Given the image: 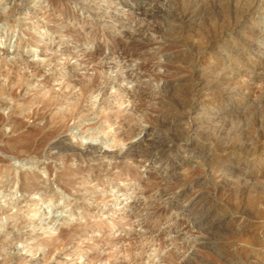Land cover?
Listing matches in <instances>:
<instances>
[{
  "label": "rangeland",
  "instance_id": "obj_1",
  "mask_svg": "<svg viewBox=\"0 0 264 264\" xmlns=\"http://www.w3.org/2000/svg\"><path fill=\"white\" fill-rule=\"evenodd\" d=\"M123 1L0 0V64L14 73L13 80L0 74V264H253L264 253V184L247 174L264 149V87L256 97L249 90L240 94L243 107L220 99L228 87L252 82L236 73L242 56L235 49L246 43V32L233 27L245 23L243 7L204 0L196 21L185 23L181 15L190 0H136L127 7ZM263 14L258 11L255 22L264 25ZM193 32L194 48L187 43ZM258 39L263 45L264 37ZM97 74L99 88L80 98ZM219 76L229 84L218 85ZM179 77L199 86L198 108L194 96L179 89ZM137 88L144 91L134 95ZM53 92L71 102L80 98L84 108L68 130L53 127L52 115L66 107L47 110ZM220 106L233 109L232 115L217 116ZM33 110L37 120L27 116ZM56 141L60 149L52 147ZM25 146L35 152L21 151ZM89 146L92 152L76 157ZM124 150L131 154L123 157ZM20 175L28 177L24 190ZM32 178L47 192L31 185ZM178 205H186L190 216ZM195 206L206 220H196ZM55 240L59 248L47 255Z\"/></svg>",
  "mask_w": 264,
  "mask_h": 264
},
{
  "label": "bare ground",
  "instance_id": "obj_2",
  "mask_svg": "<svg viewBox=\"0 0 264 264\" xmlns=\"http://www.w3.org/2000/svg\"><path fill=\"white\" fill-rule=\"evenodd\" d=\"M204 0H190V2H189V4L187 5V7L185 8V10L183 11V14L181 15L182 16V19H183V21H185V23L186 22H192V21H196V18L198 17V16H200V14L202 13V2H203ZM228 1V3L230 2V4L231 3H235L236 4V7L237 8H239L240 7V5L243 7L242 9H241V12H239V13H242L241 14V17H243L244 18V22L245 23H240V25H235V27H233V29L235 30V29H237L238 27L239 28H242V30L243 31H245L246 32V36L244 37V40H245V44L243 45V44H240V45H238V46H236V51L237 52H239L240 53V55L242 56L241 57V60H240V64L239 65H237L238 66V68H236L235 70H236V73L238 72V74H240V73H245L246 75H249L248 77H250L251 79H252V82H250L248 85L247 84H244V85H242V86H239V87H236V85H234L235 87L234 88H229L227 85V87H228V89L227 90H222V91H224L223 93H221V95H220V99H221V102L222 101H230V102H232L235 106H240V107H243V106H245L246 105V102L243 100H240V101H242V102H239L238 101V96L240 95V94H242L243 92H246L247 90H249L248 92L251 94H254L255 95V97L257 96V94L259 93V92H261V89H262V86L264 87V82L263 81H261L262 79H263V77L261 76L260 77V71L261 70H264L263 69V67H264V44L262 45V41H261V43H259V36H261V37H264V25L263 24H261L259 21H257V22H255V20H254V17H255V15H257L258 14V11H260L261 9H264V0H227ZM138 3V1H136V0H130V1H126V0H124L123 1V4H125V7H127V6H129V5H131V3ZM204 4H206V3H204ZM235 4H234V6H235ZM243 4V5H242ZM206 6V5H205ZM219 7V6H218ZM233 7V6H232ZM236 9V8H235ZM238 10V9H237ZM16 11V10H15ZM145 11V10H144ZM155 11V10H154ZM204 12H205V10H204ZM203 12V13H204ZM65 13V12H64ZM140 13V12H139ZM71 14V13H70ZM66 15V14H65ZM67 15H68V13H67ZM105 15V14H104ZM240 15V14H239ZM63 16V15H62ZM71 16V15H70ZM69 16V17H70ZM73 16V15H72ZM68 18V17H67ZM200 18V17H199ZM262 18H264V14H263V16H262ZM236 19H238L237 18V15H236ZM66 20V19H65ZM241 20V19H240ZM243 20V19H242ZM240 22V21H239ZM242 22V21H241ZM184 23V24H185ZM196 23V22H195ZM233 23V22H232ZM236 23V22H235ZM234 23V24H235ZM190 24V23H189ZM194 24V23H193ZM229 24V23H228ZM230 25H231V23H230ZM232 27V26H231ZM227 28H228V26H227ZM229 29V28H228ZM232 29V28H231ZM223 30V29H222ZM241 30V29H240ZM142 31V30H141ZM144 31V30H143ZM181 31V30H180ZM183 31V30H182ZM192 31V30H191ZM195 32V31H194ZM192 33L191 34V36H190V38L187 40V43H189V45L191 46V47H195L196 46V33ZM201 32V31H200ZM221 32V31H220ZM226 32V31H225ZM239 32H241V31H239ZM144 33V32H143ZM243 33V32H242ZM247 33H249V34H247ZM180 34H182V33H180ZM217 34V33H216ZM76 35V34H75ZM226 35V34H225ZM234 35V34H233ZM214 36V35H213ZM220 37H218V38H215V40H213L212 39V45L213 44H215V42H218V41H216V40H218L219 38H221V36H223V33H221V35H219ZM211 37V36H210ZM233 37V36H232ZM180 38V37H179ZM243 38V37H242ZM40 39V38H39ZM176 39V38H175ZM182 39V38H181ZM235 39H236V37H235ZM240 39V38H239ZM179 40V39H178ZM183 40H184V38H183ZM226 40V39H225ZM240 40H242V39H240ZM177 41V40H176ZM175 41V42H176ZM181 40H179V42H180ZM208 41V40H207ZM231 41V40H230ZM234 41V40H233ZM149 42V41H148ZM151 42V41H150ZM185 42V41H184ZM221 42V41H220ZM178 43V42H177ZM222 43V42H221ZM226 43V42H225ZM224 43V44H225ZM235 43V42H234ZM136 44V43H135ZM149 44V43H148ZM147 44V45H148ZM179 44V43H178ZM177 44V45H178ZM183 44V43H182ZM219 44V43H218ZM229 44V43H228ZM227 44V45H228ZM239 44V43H238ZM136 45H138V44H136ZM145 45V44H144ZM151 45V44H150ZM180 45V44H179ZM178 45V46H179ZM216 45H217V43H216ZM221 45V44H220ZM232 45V44H231ZM142 46V45H141ZM184 46V45H183ZM187 46V45H186ZM215 46V45H214ZM143 47V46H142ZM190 47V48H191ZM217 47V46H216ZM215 47V48H216ZM211 48V47H210ZM219 48H220V46H219ZM225 48V47H224ZM188 49V48H187ZM192 49V48H191ZM138 50V49H137ZM143 50V49H142ZM211 50V49H210ZM233 50H234V48H233ZM132 50L130 49V48H126V49H124V54H126L127 56H131V54H132V52H131ZM192 51V50H191ZM207 51H209V49H207ZM206 51V52H207ZM222 51H223V49H222ZM212 52V51H211ZM262 53V56L261 57H259L257 54L258 53ZM138 53H140L139 51H138ZM141 53H142V51H141ZM210 53V52H209ZM135 54V53H134ZM137 54V53H136ZM135 54V55H136ZM212 54V53H211ZM126 55H125V57H126ZM134 55V56H135ZM208 55V54H207ZM236 55V54H235ZM239 54H238V56H240ZM202 56V55H201ZM237 56V55H236ZM192 57H193V55H192ZM208 57V56H207ZM210 57V56H209ZM208 57V58H209ZM259 57V58H258ZM131 58V57H130ZM201 58V57H200ZM236 58V57H235ZM197 59H198V57H197ZM203 59V58H202ZM208 60V59H207ZM206 60V61H207ZM224 60V59H223ZM235 60V59H234ZM201 61V60H200ZM215 61V60H214ZM217 61V60H216ZM211 62H213L212 61V59L210 60V63ZM221 62V61H220ZM226 62V61H225ZM202 63V62H201ZM208 63V62H207ZM216 63V62H215ZM219 63V62H218ZM230 63V62H229ZM236 63H237V61H236ZM238 63H239V61H238ZM220 64V63H219ZM232 64V63H231ZM230 64V65H231ZM234 64V63H233ZM101 65V64H100ZM234 65H236V64H234ZM103 66V65H102ZM206 66V65H205ZM208 66V65H207ZM221 67H223V66H221ZM138 68H140V67H138ZM203 68H204V66H203ZM209 68V67H208ZM211 68V67H210ZM215 68V67H214ZM217 69H219V68H217ZM13 68H11V67H6L5 66V64H0V74H4L5 76H7V78H9L10 80H13ZM220 70V69H219ZM201 71V70H200ZM204 71V70H203ZM210 71V70H209ZM218 71V70H217ZM231 72V71H230ZM264 72V71H263ZM203 73V72H202ZM210 73V72H209ZM222 73V72H221ZM185 74V73H184ZM216 74V73H215ZM225 74V73H224ZM232 74V73H231ZM237 74V75H238ZM174 75H176V74H174ZM246 75H244V76H246ZM263 75V74H262ZM179 76V75H178ZM217 76V75H216ZM215 76V77H216ZM243 76V77H244ZM180 77H182V76H180ZM180 77H179V79H180ZM200 77V76H199ZM198 77V78H199ZM208 77V76H207ZM213 77V76H212ZM215 77H213V78H215ZM220 77V76H219ZM233 77V76H232ZM239 77H241V76H239ZM186 78V77H185ZM204 78V77H203ZM202 78V79H203ZM220 78H222V77H220ZM230 78V77H229ZM237 78V80H238V77H236ZM246 78V77H245ZM259 78H261V80H259ZM177 79V78H176ZM187 79V78H186ZM186 79H185V82H186ZM9 80V81H10ZM100 76L97 74L93 79H92V81L90 82V83H88V84H86V85H84V87L82 88V94H81V96H80V98L81 97H84V96H86V95H89L94 89H96V88H99V84H100ZM178 80V79H177ZM182 80L183 79H180V80H178V83H177V85L179 86V89H181L182 91H184V92H187V93H189V94H192L193 96H194V99H192L193 101V104H196V108H198L199 107V104H200V101H202V99H200V98H198V97H195L196 96V91H197V87H199L198 85H196V84H186V83H180V82H182ZM236 80V79H235ZM244 80V79H243ZM247 80V79H246ZM206 81V80H205ZM220 81V80H219ZM8 82V81H7ZM201 82V81H200ZM226 82H228L227 81V79H226V76L225 77H223L222 78V80H221V82H218V85H221V84H224V83H226ZM239 82H240V80H239ZM190 83V82H189ZM193 83V82H192ZM195 83V82H194ZM204 83V82H203ZM211 83V82H210ZM216 83V82H215ZM233 83V82H232ZM235 83H237V82H235ZM247 83V82H246ZM226 84H229V83H226ZM17 85V84H16ZM23 85V84H22ZM214 85V84H213ZM231 85V84H230ZM4 86V85H3ZM203 86V85H202ZM205 87V86H204ZM207 87V86H206ZM218 87V86H217ZM224 86H222V88H223ZM231 87V86H230ZM18 88V87H17ZM145 88V87H144ZM144 88L142 89H138L137 88V90L136 91H134V95H137V94H141L143 91H144ZM212 88V87H211ZM214 88V87H213ZM220 88V87H219ZM218 88V89H219ZM225 88V87H224ZM19 89V88H18ZM102 89H103V87H102ZM134 89V88H133ZM204 89V88H203ZM208 89V88H207ZM217 89V88H216ZM15 90V89H14ZM13 90V91H14ZM148 90H149V88H148ZM138 91V92H137ZM147 91V90H146ZM178 91V90H177ZM14 92H17V90H15ZM57 92V91H56ZM132 92V91H131ZM50 93V92H49ZM217 93V92H216ZM262 93V92H261ZM17 94V93H16ZM146 94H147V92H146ZM244 94V93H243ZM2 95V94H1ZM13 95H14V93H13ZM12 95V96H13ZM44 95H46L47 96V94H44ZM133 95V94H132ZM143 95V94H142ZM201 95V94H200ZM203 95H205V94H203ZM210 94H209V92H208V94H207V96H209ZM248 95V94H247ZM263 95H264V92H263ZM9 96V95H8ZM63 97H61V95L60 94H57V93H51V94H49L48 95V97H47V99L45 100L46 102V107L48 108L47 110L48 111H50L51 113H52V111L54 110V108H56V106L57 105H60L61 103L63 104H66V107L64 108V109H61L59 112H56V113H54L53 115H52V123L54 124V128H55V130H62V129H64V128H66V127H68V123H69V121H71V120H75L76 118H77V116L84 110V108L82 107V105L81 104H79V100H80V98L79 99H77V100H75L74 102H71L70 101V97L68 96V95H62ZM144 96V95H143ZM244 96V95H243ZM243 96H242V98H243ZM214 97V96H213ZM264 97V96H263ZM219 98V97H218ZM241 98V99H242ZM259 98H262V96H260ZM44 99V98H43ZM244 99V98H243ZM247 99V98H246ZM24 100V99H23ZM184 100V99H183ZM204 100V99H203ZM249 100V99H248ZM256 101V99L254 100V103H256L255 102ZM262 101H264V100H262ZM204 102H205V100H204ZM216 102V101H215ZM7 103V102H6ZM258 103H260V102H258ZM262 103V102H261ZM202 104H204V103H202ZM217 104V103H216ZM206 104H204V106H205ZM213 105V104H212ZM223 105H224V103H223ZM259 105V104H258ZM262 105V104H261ZM4 106V105H3ZM198 106V107H197ZM216 106V105H215ZM262 107V106H261ZM43 109V108H42ZM191 109V108H190ZM205 109V108H204ZM237 109V108H236ZM263 109V108H262ZM44 110V109H43ZM199 110V109H198ZM206 110V109H205ZM197 111V110H196ZM213 110H211V112H212ZM235 111V110H234ZM210 112V111H209ZM231 112H233V109H230V108H228L227 106L226 107H224V106H220L219 108H218V113L217 112H214L215 114L217 113V116L218 115H220V116H222V115H228L229 113L231 114ZM43 113V112H42ZM45 113H47V112H45ZM50 113V114H51ZM37 114H38V111H35V110H33V111H31V112H29L28 114H27V116L29 117V118H33V117H35V119L34 120H37L36 119V116H37ZM198 114V113H197ZM211 114V113H210ZM229 114V115H230ZM40 115V114H39ZM43 115H44V113H43ZM232 115V114H231ZM233 115H234V113H233ZM223 116V117H224ZM2 117V116H1ZM11 117V116H10ZM227 117V116H226ZM236 117V116H235ZM234 117V118H235ZM16 118V117H15ZM220 118V117H219ZM227 118H229V116L227 117ZM2 119V118H1ZM40 119H42V116H41V118ZM223 119V118H222ZM225 119V118H224ZM243 119V118H242ZM23 120V119H22ZM217 120V119H216ZM219 120H221V119H219ZM16 121H20V120H16ZM230 121V120H229ZM228 121V122H229ZM257 121V120H256ZM255 121V122H256ZM2 122V121H1ZM11 122V121H10ZM15 122V121H14ZM20 122H22V121H20ZM46 122V121H45ZM162 122V121H161ZM213 122V121H212ZM218 122V120L216 121V122H214V123H217ZM226 122V121H225ZM254 122V123H255ZM260 122V121H259ZM6 123V122H5ZM224 123V122H223ZM230 123V122H229ZM258 123V122H257ZM21 124V123H20ZM23 124V123H22ZM21 124V125H22ZM231 124V123H230ZM244 124H246V123H244ZM244 124H243V126H244ZM256 124V123H255ZM20 125V126H21ZM24 125H26V124H24ZM24 125H23V127H24ZM45 125V124H44ZM212 125H213V123H212ZM215 125V124H214ZM229 125V124H228ZM0 126H1V123H0ZM19 126V125H18ZM70 126V125H69ZM245 126H247V125H245ZM261 126V125H260ZM213 127V126H212ZM211 127V128H212ZM230 127H231V125H230ZM25 128V127H24ZM223 128V127H222ZM228 128V127H227ZM233 128V127H232ZM243 128V127H242ZM247 128V127H246ZM19 129V128H18ZM67 129V128H66ZM136 127L134 126V127H130L128 130H127V134H125V138L126 139H128L131 135H133L134 133H135V131H136ZM197 129V128H196ZM257 129V128H256ZM255 129V130H256ZM261 129V128H260ZM26 130V129H25ZM54 130V131H55ZM68 130V129H67ZM123 130V129H122ZM212 130H214L213 128H212ZM223 130V129H222ZM17 131V130H16ZM54 131H52V132H54ZM211 131V130H210ZM247 131V130H246ZM261 131V130H260ZM13 132V131H12ZM17 132H19V131H17ZM60 132V131H59ZM189 132V131H188ZM198 132V131H197ZM212 132V131H211ZM216 132V131H215ZM205 133V132H204ZM203 133V134H204ZM208 133V132H207ZM251 133V132H250ZM257 133V132H256ZM50 134V133H49ZM55 133H53V135H54ZM202 134V133H201ZM213 134V133H212ZM224 134V133H223ZM246 134V133H245ZM262 134H264V131L262 130V133L260 132V135H262ZM204 135H207V134H204ZM218 135V134H217ZM254 135V134H253ZM259 135V136H260ZM49 136V135H48ZM50 136H51V134H50ZM49 136V137H50ZM55 136V135H54ZM211 136V135H210ZM226 136V135H225ZM48 137V138H49ZM52 137V136H51ZM246 137V136H245ZM107 138V137H106ZM213 138V137H212ZM227 138V137H226ZM255 138H256V136H255ZM262 138H263V136H262ZM44 139V138H43ZM211 139V138H210ZM246 139V138H245ZM250 139V138H249ZM248 140V139H247ZM251 140V139H250ZM249 140V141H250ZM41 141H42V139H41ZM44 141V140H43ZM45 141H47V140H45ZM258 141V140H257ZM260 141V140H259ZM258 141V142H259ZM119 143H120V141H118ZM117 142V143H118ZM226 142V141H225ZM253 142H255V139H254V141ZM257 142V143H258ZM36 143V142H35ZM42 143V142H41ZM48 143V142H47ZM62 143V142H61ZM61 143H58L57 141H56V143H54V144H52V147H54V148H61L60 146H61ZM66 143V142H65ZM118 143V144H119ZM28 144V143H27ZM26 144V145H27ZM31 144V143H30ZM46 144V143H45ZM45 144L43 145L44 147V149H46L45 148ZM66 144H68V143H66ZM220 144V143H219ZM225 144V143H224ZM232 144V143H231ZM252 145H253V143H251ZM20 145V144H19ZM39 145V144H38ZM37 145V146H38ZM47 145V144H46ZM62 145H64V143L62 144ZM212 145V144H211ZM248 145V144H247ZM247 145H246V141H244L243 142V145H242V147L243 148H247ZM259 145V144H258ZM28 146V145H27ZM31 146H34V145H32L31 144ZM36 146V145H35ZM36 146V147H37ZM49 146V145H48ZM47 146V147H48ZM229 146V145H228ZM251 146V145H250ZM262 146V145H261ZM17 147V146H16ZM23 147H24V145H23ZM26 147V146H25ZM30 147V146H29ZM41 148H42V146H40ZM65 147V146H64ZM68 147V146H67ZM199 147V146H198ZM201 147V146H200ZM200 147L199 148H197V146H196V148L197 149H200ZM209 147V146H208ZM259 147V146H258ZM18 148V147H17ZM16 148V149H17ZM20 148H22V147H19L18 149H20ZM40 148V149H41ZM53 148V149H54ZM66 148V147H65ZM73 148V147H72ZM76 148V147H75ZM100 148V147H99ZM143 148V147H142ZM211 148H213V147H211ZM236 148H240V147H236ZM235 148V149H236ZM251 148V147H250ZM255 148V147H254ZM34 149H36V151H37V148H34ZM67 149H69V148H67ZM66 149V150H67ZM129 149V148H128ZM147 149V148H146ZM210 149V148H209ZM255 149H257V147L255 148ZM259 149V148H258ZM63 150H65V149H63ZM69 150H71V148L69 149ZM74 151H75V149H73ZM80 150V149H79ZM120 151V153L122 152V150L123 149H119ZM135 150V149H134ZM163 150V149H162ZM201 150V149H200ZM199 150V153L201 154L202 153V151H200ZM217 150V149H216ZM21 151H23V152H25L26 154L28 153L29 154V152H31L30 151V149L29 148H27L26 147V149L24 148V149H22ZM20 151V152H21ZM39 151V150H38ZM42 151H44V150H42ZM93 151V147L92 146H89V147H86L85 148V151L84 152H82V151H77L76 152V154L78 155V156H76V157H79L80 155H84L83 153H90V152H92ZM95 151H97V150H95ZM125 151V150H124ZM145 151V150H144ZM161 151V150H160ZM214 151V150H213ZM225 151H227L226 149H225ZM251 151L253 152V150H252V148H251ZM32 152H35V151H32ZM67 152V151H66ZM72 152V151H71ZM118 152V151H117ZM162 152V151H161ZM160 152V153H161ZM167 152V151H166ZM207 152H209V151H207ZM211 152V151H210ZM241 152V151H240ZM251 152V153H252ZM255 152V151H254ZM14 153V152H13ZM36 153H38V152H36ZM106 153H108V151L106 152ZM135 153V152H134ZM137 153V152H136ZM164 153V152H163ZM163 153H161V154H163ZM205 153V152H204ZM211 153H213V152H211ZM219 153V152H218ZM232 153H233V151H232ZM232 153H230V154H232ZM256 153V152H255ZM17 154H19V152L17 153ZM35 154V153H34ZM40 154H41V152H40ZM47 154V153H46ZM45 154V155H46ZM85 154V155H86ZM122 154V153H121ZM129 154H131L130 153V151L129 150H126L124 153H123V157L124 156H127V155H129ZM138 154V153H137ZM136 154V155H137ZM139 154H141V153H139ZM153 154H155V153H153ZM157 154H159V152L157 153ZM156 154V155H157ZM166 154V153H165ZM169 154V153H168ZM199 154V155H200ZM203 154V153H202ZM209 154V153H208ZM229 154V155H230ZM254 154V153H253ZM15 155V154H14ZM49 155V154H48ZM149 155V154H148ZM147 155V156H148ZM152 155V154H151ZM155 155V156H156ZM160 155V154H159ZM206 155V154H205ZM210 155V154H209ZM208 155V156H209ZM213 155V154H212ZM219 155V154H218ZM221 155V154H220ZM219 155V156H220ZM234 155H236V154H234ZM239 155V154H238ZM237 155V156H238ZM23 156V155H22ZM25 156V155H24ZM74 156V155H73ZM145 156V155H144ZM163 156V155H162ZM166 156V155H165ZM207 156V155H206ZM255 156H257L258 157V159L260 158V161H259V165H257V167H255V169L253 170V171H250L249 172V174H247L249 177H250V179L252 178V181H254L253 179H255V180H259V181H261V182H263V184H264V149H262L259 153H256L255 154ZM254 156V157H255ZM71 157V156H70ZM119 157V156H118ZM146 157V156H145ZM144 157V158H145ZM216 157V156H215ZM225 157V156H224ZM227 157V156H226ZM231 157V156H230ZM250 157V156H249ZM154 158V157H153ZM156 158V157H155ZM251 158V157H250ZM249 158V159H250ZM217 159V158H216ZM240 159V158H239ZM257 159V158H256ZM82 160V159H81ZM150 160V159H149ZM222 160V159H221ZM252 160V159H251ZM223 161V160H222ZM227 161V160H226ZM228 161H229V158H228ZM231 161V160H230ZM243 162V161H242ZM241 162V163H242ZM237 163V162H236ZM251 163H252V161H251ZM209 164V163H208ZM207 164V165H208ZM219 164H220V162H219ZM250 164V163H249ZM241 166H243V165H241ZM222 167V166H221ZM240 167V166H239ZM249 167H250V165H249ZM50 168V167H49ZM226 167H224V169H225ZM232 168H234V167H232ZM237 168V167H236ZM235 168V169H236ZM245 168V167H244ZM247 168V167H246ZM245 168V169H246ZM221 169V168H220ZM227 169V168H226ZM51 170V169H50ZM53 170V169H52ZM51 170V171H52ZM68 169H66L65 171H67ZM229 170V169H228ZM233 170V169H232ZM62 171V170H61ZM64 171V170H63ZM64 171V172H65ZM68 171H70V170H68ZM67 171V172H68ZM77 171V170H76ZM211 171H212V168H211ZM50 172V171H49ZM53 172V171H52ZM213 172V171H212ZM242 172V171H241ZM244 172V171H243ZM246 172V171H245ZM28 173V172H27ZM219 173V172H218ZM63 174V173H62ZM72 174V173H71ZM85 174V173H84ZM226 174V173H225ZM238 174V173H237ZM245 174V173H244ZM22 175H23V173H22ZM28 175V174H27ZM86 175V174H85ZM239 175H241V174H239ZM21 176V175H20ZM30 176V175H29ZM59 176V175H58ZM64 176V175H63ZM234 176V175H233ZM243 176V175H242ZM13 177V176H12ZM41 177V176H40ZM213 177V176H212ZM216 177V176H215ZM224 177V174H222V173H220L219 175H218V178L219 179H222ZM241 177V176H240ZM20 178V177H19ZM18 178V179H19ZM28 177L27 176H21V183H20V188H21V190H24V182H25V180L27 179ZM72 178H74V177H72ZM78 178V177H77ZM217 178V179H218ZM31 179V178H30ZM56 179V178H55ZM86 179V178H85ZM226 179V178H225ZM57 180H59V178L57 179ZM63 180V179H62ZM89 180V179H88ZM18 181V180H17ZM32 181H33V183L32 182H30V183H32L31 185H35V187H36V189L37 188H39L40 190L42 189V190H44V192H47V190H48V187H41V186H39L34 180H33V178H32ZM56 181V180H55ZM28 182V181H27ZM199 182V181H198ZM222 182V181H221ZM225 182V181H224ZM235 182V181H234ZM70 183V182H69ZM256 183V182H255ZM44 184V183H43ZM42 184V185H43ZM63 184V183H62ZM257 184V183H256ZM60 185V184H59ZM76 185V184H75ZM62 186V185H61ZM64 186H66V185H64ZM63 186V187H64ZM240 186V185H239ZM239 186H238V189H239ZM62 187V188H63ZM65 188V187H64ZM242 188H244V187H242ZM246 188V187H245ZM258 188V187H257ZM256 188V189H257ZM261 188H262V186H261ZM52 189V188H51ZM50 189V190H51ZM54 189V188H53ZM66 189H68V188H66ZM241 189V188H240ZM256 189H255V191H256ZM264 189V188H263ZM262 189V190H263ZM30 190V189H29ZM71 190V189H70ZM171 190H173L172 188H171ZM222 190V189H221ZM258 190V189H257ZM28 191V190H27ZM54 191V190H53ZM233 191H234V189H233ZM249 191V190H248ZM253 191V190H252ZM65 192H66V190H65ZM69 192H71V191H69ZM243 192V191H242ZM241 192V193H242ZM32 193V192H31ZM50 193V192H49ZM175 193V192H174ZM187 193V192H186ZM238 193V192H237ZM247 193V192H246ZM46 193H43V195H41L42 197H44V195H45ZM185 195V194H184ZM225 195V194H224ZM234 195V194H233ZM197 196V195H196ZM237 195L235 194V197H236ZM238 196H239V194H238ZM249 196V195H248ZM254 196V195H253ZM56 197H57V195H56V193L51 197V201L52 202H54V200L56 199ZM242 197V196H241ZM244 197H245V195H244ZM258 197V196H257ZM261 197V196H260ZM264 197V196H263ZM189 198V197H188ZM191 198V197H190ZM200 198V197H199ZM197 200V199H196ZM233 200V199H232ZM240 200V199H239ZM258 200V199H257ZM187 201V200H186ZM227 201V200H226ZM234 201V200H233ZM263 201V200H262ZM44 202V201H43ZM42 202V203H43ZM191 202H192V200H191ZM199 202V201H198ZM251 202V201H250ZM259 202V201H258ZM261 202V201H260ZM190 203V202H189ZM201 203V202H200ZM230 203V202H229ZM235 203V202H234ZM248 203H249V201H248ZM256 203V202H255ZM180 204H182V203H180ZM194 204V203H193ZM245 204H247V203H245ZM260 204V203H259ZM82 205V204H81ZM175 205H177V203L175 204ZM248 205V204H247ZM169 206V205H168ZM186 206V205H185ZM184 205H178L177 206V208H178V210L180 211V212H183V213H186V214H188V216H190V214H191V212H190V209L188 210V208L187 207H185ZM238 206V205H237ZM251 206V205H250ZM189 207V206H188ZM196 207V220L198 221L199 219H201V220H206L207 219V217H208V215L206 216L205 215V213L204 212H202V211H200L199 209H198V207L197 206H195ZM201 207V206H200ZM229 207V206H228ZM233 207H236L235 205H233ZM59 208V207H58ZM168 208V207H167ZM193 208V207H192ZM191 208V209H192ZM211 208V207H210ZM240 209V208H239ZM252 209V208H251ZM209 210V209H208ZM259 210V209H258ZM195 211V210H194ZM204 211V210H203ZM247 211V210H246ZM210 212V211H209ZM208 212V213H209ZM213 212V211H212ZM237 212V211H236ZM264 213V212H263ZM225 214V213H224ZM256 214V213H255ZM254 214V215H255ZM33 215V214H32ZM245 215H246V213H245ZM263 215V214H262ZM192 216V215H191ZM258 216V215H257ZM56 218V217H55ZM260 218V217H259ZM54 219V218H53ZM52 219V220H53ZM200 220V221H201ZM232 220V219H231ZM264 220V219H263ZM204 222V221H203ZM212 222V221H211ZM260 222V221H259ZM202 224V223H201ZM205 224H206V222H205ZM82 225V224H81ZM199 225H200V223H199ZM203 225H204V223H203ZM209 225V224H208ZM253 225V224H252ZM74 226H75V224H74ZM206 226V225H205ZM243 226H245V225H243ZM263 226V225H262ZM200 227V226H199ZM251 227V226H250ZM69 228V227H68ZM208 228H210V229H213L214 228V226H209ZM238 228V227H237ZM236 228V229H237ZM240 228V227H239ZM67 229V228H66ZM243 229H245V227L243 228ZM242 229V230H243ZM63 230H65V229H62V232H63ZM70 230V229H69ZM69 230H68V232H69ZM209 230V229H208ZM71 231H72V229H71ZM237 231H238V229H237ZM248 231V230H247ZM209 232H210V230H209ZM244 233H245V230H244ZM63 234V233H62ZM240 234V233H239ZM61 235V234H60ZM65 235H67V234H65ZM65 235H63V237H62V241H63V239L65 240L66 238H65ZM208 235H209V233H208ZM249 235V234H248ZM253 236V235H252ZM252 236H250V237H252ZM254 237V236H253ZM256 238V237H255ZM260 239H261V237H259ZM258 237H257V239H259ZM61 240V239H60ZM252 240V239H251ZM264 240V239H263ZM220 241V240H219ZM253 241V240H252ZM259 241V240H258ZM66 242V241H65ZM64 242V243H65ZM216 242V241H215ZM225 243V242H224ZM255 243V242H254ZM204 244V243H203ZM216 244V243H215ZM260 244H261V241H260ZM222 245V244H221ZM225 245V244H224ZM59 246H60V244L58 243V242H56V240L53 242V243H51L50 244V248H49V251H48V253L49 254H47V255H51L52 256V253L55 251V250H57L58 248H59ZM217 247V246H216ZM217 248H221V247H217ZM262 249V248H261ZM48 250V249H47ZM180 251V250H179ZM221 251V250H220ZM244 251V250H243ZM246 251V250H245ZM257 251V250H256ZM248 252V251H247ZM175 253V252H174ZM179 253V252H178ZM244 253V252H243ZM243 253H242V255H243ZM256 253V252H255ZM262 253V252H261ZM260 253V254H261ZM180 254V253H179ZM181 254H182V252H181ZM180 254V255H181ZM220 253H218V255H219ZM223 254H225V252L223 253ZM222 254V255H223ZM230 254V253H229ZM162 255V254H161ZM179 255V256H180ZM187 255V254H186ZM194 255V254H193ZM221 255V256H222ZM245 255V254H244ZM247 255V254H246ZM250 255H251V253H250ZM259 255V254H258ZM50 256V257H51ZM174 256V255H173ZM189 256V255H188ZM253 256H255V255H253ZM46 257V256H45ZM165 257V256H164ZM177 257V256H176ZM196 257V256H195ZM225 257V256H224ZM229 257V256H228ZM246 257V256H245ZM260 257V260H258V258ZM259 257H257L256 258V261L254 262V261H252V262H254L253 264H264V253H262V255H260ZM47 258V257H46ZM184 258H185V256H184ZM189 258H190V256H189ZM247 258V257H246ZM245 258V259H246ZM163 259H165V258H163ZM229 259V258H228ZM230 259H231V257H230ZM250 259V258H249ZM13 260V259H12ZM124 260V259H123ZM181 260V259H180ZM184 260H187V259H184ZM183 260V261H184ZM189 260V259H188ZM191 260H192V258H191ZM194 260V259H193ZM223 260V259H222ZM224 260H226V259H224ZM223 260V261H224ZM164 261H166V260H164ZM11 262V261H10ZM189 262V261H188ZM226 263L228 262V261H225ZM2 263V262H1ZM167 263L169 264V262L167 261ZM173 263V262H172ZM181 263V262H180ZM184 263V262H183ZM185 263H186V261H185ZM229 263V262H228ZM9 264V263H8ZM13 264V263H12ZM17 264V263H16ZM113 264V263H112ZM125 264V263H124ZM174 264V263H173ZM176 264V263H175ZM182 264V263H181Z\"/></svg>",
  "mask_w": 264,
  "mask_h": 264
}]
</instances>
